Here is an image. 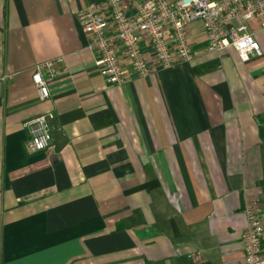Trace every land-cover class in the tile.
<instances>
[{"label": "crops", "instance_id": "0c3cea01", "mask_svg": "<svg viewBox=\"0 0 264 264\" xmlns=\"http://www.w3.org/2000/svg\"><path fill=\"white\" fill-rule=\"evenodd\" d=\"M101 0H0V264H244V207L264 219L263 55L206 51L120 86L82 12ZM64 57L41 99L35 64ZM53 113L54 148L25 125ZM196 254L200 258H196Z\"/></svg>", "mask_w": 264, "mask_h": 264}, {"label": "built area", "instance_id": "2783aa9c", "mask_svg": "<svg viewBox=\"0 0 264 264\" xmlns=\"http://www.w3.org/2000/svg\"><path fill=\"white\" fill-rule=\"evenodd\" d=\"M82 26L89 48L105 80L120 86L129 75L151 76L164 68L191 60L195 51L190 29L201 23L208 52L235 49L240 59L262 56L255 35L248 31L249 20L260 21L264 31V0H101L82 12ZM64 57L41 61L32 67V80L41 99L51 97L50 79L59 73ZM53 113L31 117L27 149L54 148ZM247 218L242 230L244 264H264V219L258 202L244 207ZM200 258L199 254L195 255Z\"/></svg>", "mask_w": 264, "mask_h": 264}]
</instances>
